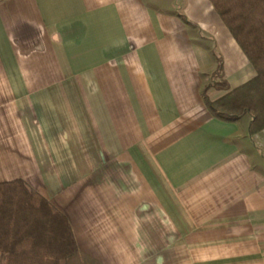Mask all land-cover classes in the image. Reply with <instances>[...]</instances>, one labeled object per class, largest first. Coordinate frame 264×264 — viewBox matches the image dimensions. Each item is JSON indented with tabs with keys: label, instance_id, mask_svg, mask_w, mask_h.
Returning <instances> with one entry per match:
<instances>
[{
	"label": "crops",
	"instance_id": "obj_1",
	"mask_svg": "<svg viewBox=\"0 0 264 264\" xmlns=\"http://www.w3.org/2000/svg\"><path fill=\"white\" fill-rule=\"evenodd\" d=\"M255 76L210 0H0V183L100 264H264V129L204 98Z\"/></svg>",
	"mask_w": 264,
	"mask_h": 264
},
{
	"label": "trees",
	"instance_id": "obj_2",
	"mask_svg": "<svg viewBox=\"0 0 264 264\" xmlns=\"http://www.w3.org/2000/svg\"><path fill=\"white\" fill-rule=\"evenodd\" d=\"M256 71V76L217 100L209 87L228 90L225 80L204 90L205 103L224 120L252 116L249 133L264 129V0H210ZM221 68L216 75L221 74ZM0 264H100L81 255L68 218L23 180L0 183Z\"/></svg>",
	"mask_w": 264,
	"mask_h": 264
}]
</instances>
